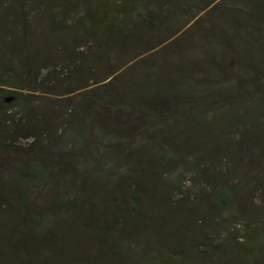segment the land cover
<instances>
[{"label":"rangeland","instance_id":"1","mask_svg":"<svg viewBox=\"0 0 264 264\" xmlns=\"http://www.w3.org/2000/svg\"><path fill=\"white\" fill-rule=\"evenodd\" d=\"M105 1L112 16L125 2ZM242 1L185 0L178 15L163 19V33L142 23L155 48L140 44L131 56L114 53L116 41L105 50L91 43L81 3L57 32L43 34L58 42L40 54L33 50L41 31L24 29L32 60L46 52L50 88L70 92L33 93L37 106L48 107L43 122L0 114V264H168L195 243L219 245L264 223V43L254 56L224 21V4ZM75 55L89 57V66L75 72ZM110 72L117 80L106 79ZM143 77L183 92L142 101L147 114L140 100L108 107L82 98L88 89H111L131 99ZM167 108V126L151 127ZM186 116L194 123L181 128ZM36 125L37 137L18 136ZM113 128L123 146L115 133L107 137L113 142L104 137ZM226 175L239 189L224 197ZM212 186L223 188L219 200Z\"/></svg>","mask_w":264,"mask_h":264},{"label":"trees","instance_id":"2","mask_svg":"<svg viewBox=\"0 0 264 264\" xmlns=\"http://www.w3.org/2000/svg\"><path fill=\"white\" fill-rule=\"evenodd\" d=\"M79 3L84 4L82 5L84 15L80 20L86 21L90 26L87 34L92 37L91 43L96 45L97 48L100 47L105 50L109 49L111 44L116 41L121 46L120 48L117 47L114 53L125 55L126 52L130 51L129 56L135 54V50L140 44L147 46V49L155 48L150 36L144 38L141 35L142 23L157 28L158 31L160 30L163 33L161 28L163 19L174 18L180 12L182 5H186L185 0H125L122 5L117 7L116 14L112 16V7H109L110 5L105 0H0V114L14 111L25 116L32 123H35V121L43 122L47 117L48 107L44 105L37 106L34 99L36 97L33 96V93L64 95L70 92V90L65 92L54 91L50 88L47 83L48 74L43 73L46 52L39 56L40 62L33 61V54L31 56L26 51L28 47H26L27 43L23 32L25 28L31 27L41 31L40 44L37 45L38 50H33V52L36 54L42 53L45 49H49V46H54L53 44L58 42L56 39L45 38L43 34L49 37V35L57 32L61 25L66 23L65 17L67 14L75 12L80 5ZM148 3L157 8L156 12L146 11ZM151 14L155 16L152 17ZM121 15L123 16L122 19L120 18ZM152 18L154 19L152 20ZM224 21L229 25L230 32H232L230 36L235 41L249 47L254 56L257 57L259 53L262 55L261 48L263 45L261 43H264V27L261 24L264 22V0H244L234 6L224 4ZM67 32L70 33V30ZM122 37L125 39L120 40ZM70 60L74 62L80 60L75 69V72H77V68L89 66L91 59L75 55ZM142 62L144 61L142 60ZM110 78L117 80L113 76V72L107 74L106 79ZM135 82L133 83L137 85L138 83ZM139 82L136 91L133 90L131 99L123 98L121 90L111 91V89L103 93L96 92L95 89L92 91L88 89V91L83 92L82 98L88 103H100L108 107L115 105L127 107L131 101L140 100L139 109L144 107L143 112L147 114L151 109L143 105L142 101L145 100L147 103L148 99L160 100L161 97L165 96L177 97L183 92V87L180 85L169 87L161 83L163 85L161 87L156 81H150L149 77H143ZM152 82L154 84H150ZM95 84H98V82L92 83V85ZM86 88L89 87L86 86ZM206 91H209V89ZM217 91L224 92L221 89H217ZM212 94L220 97L218 93ZM230 96V90L224 92V97ZM159 111V115L155 114L156 120L151 119V127L158 123L167 126L170 122L171 118L165 114L170 109H159ZM162 111L164 112L162 113ZM227 116H230V114ZM164 118L166 122L163 123L162 119ZM182 122L183 126L181 128L194 123L191 116L188 118L186 116ZM36 126L27 128L25 131H18V136H23L25 139L31 136L37 137L39 133L35 131L38 130V125ZM189 131V129L186 132L180 128L178 129V132H185V134ZM112 133H115L118 137L114 139V142H118L116 146H123L119 137L121 135L120 130L108 129L103 132V135L107 141L113 142V139L107 138ZM168 152V160H173L175 154L172 151L165 150V153L168 154ZM104 156L107 155L104 154ZM107 157L110 158V156ZM34 166L31 164L29 172L37 176ZM229 180L230 177L226 175L224 179V197L226 196L225 193L231 195L239 189V183L230 184ZM136 188L137 186L134 187V192ZM222 191L221 186L218 188L212 186L210 194L214 196L215 200H219L223 195ZM67 203L71 206L75 205L71 198L68 199ZM40 231L44 234L48 233L44 229ZM177 255L176 258H170L167 261L168 264L172 262L175 264H264V223L256 225H250L249 223L248 226L243 228L242 237L226 235L224 236V242L219 243V245L211 242L195 243L186 251L180 250ZM162 263L164 261L161 262L158 259L148 261V264Z\"/></svg>","mask_w":264,"mask_h":264}]
</instances>
